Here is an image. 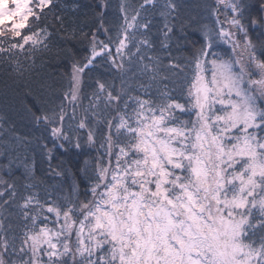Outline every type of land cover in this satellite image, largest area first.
<instances>
[{
  "label": "snow or ice",
  "instance_id": "1",
  "mask_svg": "<svg viewBox=\"0 0 264 264\" xmlns=\"http://www.w3.org/2000/svg\"><path fill=\"white\" fill-rule=\"evenodd\" d=\"M155 5L120 0L111 23L107 0L96 5L100 11L90 21L77 0H0V66L10 75L23 79L38 53L59 56L54 38L85 45L87 54L73 58L65 74L58 103L46 82L35 96L25 92L26 112L37 125L51 126L54 141L82 148L64 122L76 119L86 70L98 59L127 73L135 55L147 78L137 82L140 95L124 81L114 94V83L95 79L77 132L88 129L86 143L95 145L89 119L103 123V153L91 165L85 162L82 180L67 195L46 191L41 200L36 184L28 182L34 161L21 155L27 137L11 132L14 140L0 142L6 161L0 163V264H264V44L258 49L248 34L249 25L264 29V0H214L206 6L214 26H199L200 41L188 39L190 22L177 23L176 0H164V56L141 53L156 51L145 15ZM174 40L177 50L186 49L183 64L170 51ZM220 43L229 51H216ZM178 72L184 73L182 83L170 88ZM177 88L185 103L174 96ZM108 109L115 115L108 116ZM185 113L192 118L181 119ZM43 147L51 160L52 149ZM8 206L26 221L19 233L11 232V223L5 227Z\"/></svg>",
  "mask_w": 264,
  "mask_h": 264
},
{
  "label": "trees",
  "instance_id": "2",
  "mask_svg": "<svg viewBox=\"0 0 264 264\" xmlns=\"http://www.w3.org/2000/svg\"><path fill=\"white\" fill-rule=\"evenodd\" d=\"M73 0H59L60 4H71ZM81 4V13H87L90 21L93 11H100L96 8V5L101 0H77ZM120 0H107L108 8L106 10V16L111 23H115L116 17L119 16L118 5ZM142 0H131L132 4H139ZM251 3L253 0H246ZM164 0H156L155 7H147L145 15L147 19L152 21L150 31L147 35L152 39L155 45V52L141 49L142 54L148 55H161L164 56V50L160 47V41L163 39L159 29L163 26V18L159 15ZM178 5L177 16L180 21L190 22V27L185 28V32L188 34V39L192 41H200L201 35L197 30L200 25L208 24L214 26L213 18L208 14L207 5L214 4V0H176ZM247 16V13H245ZM85 17H82V19ZM143 22V21H142ZM87 30V29H85ZM260 29L258 27L248 26V34L252 41L257 45L259 49L264 44V38L259 35ZM176 35H180L177 30ZM140 33L137 34L139 39ZM100 39H106L103 32L99 33ZM54 43L59 49H61L60 55L55 56L51 54L38 53L35 60V65L32 66L30 73H26L23 79L16 78L14 75L7 73L3 66H0V122L4 123V127L0 128V142L4 139H12L11 132L18 133L20 137H27L28 143L26 150H21V155H26L29 161H34V177L30 178L28 182L36 184V191L40 193V199L44 200L46 191H54L57 196L67 195L70 191L71 185L82 180L81 169L88 165H91L93 159L103 153V149L99 148L100 140L103 134L106 132V126L103 123L96 124L89 119V127L95 130L97 142L95 145H88L87 131L88 129H81L77 132V124L80 118L84 115V108L88 105L87 94L95 88V79L99 78L102 81L114 83V94L121 87V81H124L126 85H130L132 94L140 95L141 90L137 88V82L147 83V78L141 76L137 70L138 57L133 55L131 70L127 73H119L107 62L106 58L98 59L95 66L91 70H86L84 76V93L85 98L82 106L77 109L76 119H66L64 122L65 131H69L72 136L79 135L81 149H76L72 144L64 141H54L50 135L51 126H45L43 124L37 125L32 121L24 108L25 92L31 89L33 96L39 93V84L46 82L51 84L56 90V96L53 97V102H59V92L66 88L67 80L65 74L71 71V63L73 58L79 60L86 55L85 45L71 41L67 43L60 42L58 37L54 38ZM114 51V49H113ZM135 53V48L131 49ZM170 51L174 57H181L179 63H184L183 56L186 54V49L182 46L180 50H177L175 46V40ZM216 51L226 53L229 51L228 46L220 43ZM164 63H167L165 58ZM126 67H129L127 61H125ZM190 69H185V72H189ZM133 73H136L133 76ZM184 73L178 72L176 76L172 78L175 84L169 81V87L173 88L176 85L182 83V77ZM155 89H153V92ZM47 96V93H45ZM179 99L180 103H185V100L181 97L180 89L177 88L174 93ZM127 99V97H124ZM27 102L32 103V99L28 98ZM131 102L130 108L131 110ZM101 110H103V101H101ZM120 107H123L121 102ZM71 111L70 107L68 109ZM108 116H114L115 112L111 109L107 111ZM194 115V114H193ZM192 116L185 113L181 115V119H191ZM5 129L10 131L5 134ZM54 143L56 147H53ZM59 143H64L65 147L62 149L59 147ZM52 149V159H48V155L44 149V145ZM99 149V152L97 151ZM6 162L4 158H0V163ZM21 170H15L16 176L20 175ZM55 172L62 173L56 175ZM22 184L23 181H20ZM80 189L83 191L84 184L80 183ZM22 191V189H21ZM54 196L53 199H56ZM7 197H5L6 199ZM83 198V196H81ZM45 215H48L45 213ZM5 219V227L9 223L12 224L11 232L19 233L23 224L26 223L20 215V210L15 206H8L7 212L3 213Z\"/></svg>",
  "mask_w": 264,
  "mask_h": 264
},
{
  "label": "rangeland",
  "instance_id": "3",
  "mask_svg": "<svg viewBox=\"0 0 264 264\" xmlns=\"http://www.w3.org/2000/svg\"><path fill=\"white\" fill-rule=\"evenodd\" d=\"M223 12H224V9H223V7H221V19L224 18ZM229 15H231V13H229ZM253 27H258V26H253ZM258 28L260 29L259 35H261L264 38V34H262V33H264V29H261L260 27H258Z\"/></svg>",
  "mask_w": 264,
  "mask_h": 264
}]
</instances>
